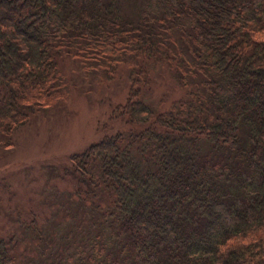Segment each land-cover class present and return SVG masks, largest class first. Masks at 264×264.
Returning a JSON list of instances; mask_svg holds the SVG:
<instances>
[{"label":"trees","instance_id":"1","mask_svg":"<svg viewBox=\"0 0 264 264\" xmlns=\"http://www.w3.org/2000/svg\"><path fill=\"white\" fill-rule=\"evenodd\" d=\"M66 52L110 78L124 62H167L191 86L162 113L133 88L119 106L133 128L71 156L66 175L100 231L82 261L264 264V0H0L5 146L63 98ZM9 244L0 264H18Z\"/></svg>","mask_w":264,"mask_h":264},{"label":"rangeland","instance_id":"2","mask_svg":"<svg viewBox=\"0 0 264 264\" xmlns=\"http://www.w3.org/2000/svg\"><path fill=\"white\" fill-rule=\"evenodd\" d=\"M141 62L145 71L129 61L110 78L95 61L63 53V98L15 131L13 145L0 142V237L10 243L18 264H85L82 257L94 252L96 243L85 237L100 231L87 223L86 207L74 195L77 182L66 175L71 156L133 128L119 107L133 88L162 113L185 99L191 87L180 83L175 66ZM114 198L107 192L96 202L104 210Z\"/></svg>","mask_w":264,"mask_h":264}]
</instances>
